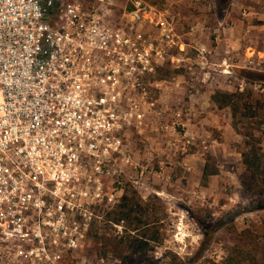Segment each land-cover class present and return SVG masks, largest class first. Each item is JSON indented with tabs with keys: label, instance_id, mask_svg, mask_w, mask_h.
<instances>
[{
	"label": "built area",
	"instance_id": "2783aa9c",
	"mask_svg": "<svg viewBox=\"0 0 264 264\" xmlns=\"http://www.w3.org/2000/svg\"><path fill=\"white\" fill-rule=\"evenodd\" d=\"M115 1L0 0V264L87 262L145 176L131 135L159 112L177 28Z\"/></svg>",
	"mask_w": 264,
	"mask_h": 264
},
{
	"label": "rangeland",
	"instance_id": "374dc122",
	"mask_svg": "<svg viewBox=\"0 0 264 264\" xmlns=\"http://www.w3.org/2000/svg\"><path fill=\"white\" fill-rule=\"evenodd\" d=\"M262 1L146 0L174 19L179 47L165 55L159 112L132 132L145 176L127 194L150 209L161 241L128 262L118 248L123 226L108 213L81 251L83 264H264V192L245 187L242 135L232 109L213 100L243 93L264 105V55L250 54L264 52V16H247L264 12ZM115 3L120 15L125 0ZM256 133L264 151V134Z\"/></svg>",
	"mask_w": 264,
	"mask_h": 264
},
{
	"label": "trees",
	"instance_id": "16d2710c",
	"mask_svg": "<svg viewBox=\"0 0 264 264\" xmlns=\"http://www.w3.org/2000/svg\"><path fill=\"white\" fill-rule=\"evenodd\" d=\"M251 98L250 94L245 96L243 93L219 92L213 100L220 107L232 109L236 119L235 128L243 138V164L249 177V185L245 187L252 190L253 194H261L264 192V151L256 131L264 134V105L256 101L254 107L249 102ZM240 122L248 123L244 130L239 129ZM149 210L142 208L134 197L126 194L121 203L108 214V221L123 226L118 248L127 252L128 262H132L136 255L153 249L161 241L158 228L154 227L156 223L148 220ZM205 234L209 236L210 233L206 231ZM172 264L187 263L181 261Z\"/></svg>",
	"mask_w": 264,
	"mask_h": 264
},
{
	"label": "crops",
	"instance_id": "0c3cea01",
	"mask_svg": "<svg viewBox=\"0 0 264 264\" xmlns=\"http://www.w3.org/2000/svg\"><path fill=\"white\" fill-rule=\"evenodd\" d=\"M259 1L261 2L262 0H255V2H258L259 3ZM262 3H263V1H262ZM255 9V8H254ZM256 10V9H255ZM264 12H262V11H258V10H256L255 12L253 11V9L250 11V12H248V14H247V16L248 17H263L264 15ZM252 52L254 53V54H256L257 56L260 54V55H264V52H261L258 48H256V47H251V51H250V54H252Z\"/></svg>",
	"mask_w": 264,
	"mask_h": 264
}]
</instances>
